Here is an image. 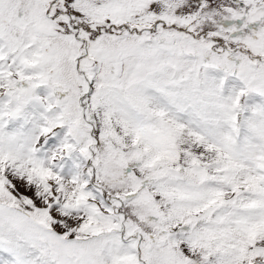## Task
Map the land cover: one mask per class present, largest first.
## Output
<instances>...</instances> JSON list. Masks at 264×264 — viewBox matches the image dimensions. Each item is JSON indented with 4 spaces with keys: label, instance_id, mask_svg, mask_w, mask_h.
Wrapping results in <instances>:
<instances>
[{
    "label": "snow or ice",
    "instance_id": "obj_1",
    "mask_svg": "<svg viewBox=\"0 0 264 264\" xmlns=\"http://www.w3.org/2000/svg\"><path fill=\"white\" fill-rule=\"evenodd\" d=\"M0 264H264V0H0Z\"/></svg>",
    "mask_w": 264,
    "mask_h": 264
}]
</instances>
